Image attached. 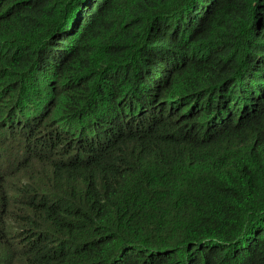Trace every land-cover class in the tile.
Segmentation results:
<instances>
[{"label": "trees", "instance_id": "16d2710c", "mask_svg": "<svg viewBox=\"0 0 264 264\" xmlns=\"http://www.w3.org/2000/svg\"><path fill=\"white\" fill-rule=\"evenodd\" d=\"M1 146L0 264H264V0H0Z\"/></svg>", "mask_w": 264, "mask_h": 264}, {"label": "clouds", "instance_id": "9594fccd", "mask_svg": "<svg viewBox=\"0 0 264 264\" xmlns=\"http://www.w3.org/2000/svg\"><path fill=\"white\" fill-rule=\"evenodd\" d=\"M3 153V155H0V161H1V157L6 158L4 156H10V155H15L17 157L22 158V154L16 151V148H14L13 146H1L0 147V154Z\"/></svg>", "mask_w": 264, "mask_h": 264}, {"label": "rangeland", "instance_id": "374dc122", "mask_svg": "<svg viewBox=\"0 0 264 264\" xmlns=\"http://www.w3.org/2000/svg\"><path fill=\"white\" fill-rule=\"evenodd\" d=\"M12 217V216H11Z\"/></svg>", "mask_w": 264, "mask_h": 264}]
</instances>
